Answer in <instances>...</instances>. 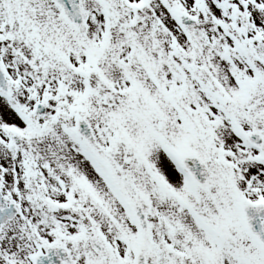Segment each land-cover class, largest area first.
Wrapping results in <instances>:
<instances>
[{"label": "snow or ice", "instance_id": "1", "mask_svg": "<svg viewBox=\"0 0 264 264\" xmlns=\"http://www.w3.org/2000/svg\"><path fill=\"white\" fill-rule=\"evenodd\" d=\"M0 264H264V0H0Z\"/></svg>", "mask_w": 264, "mask_h": 264}]
</instances>
